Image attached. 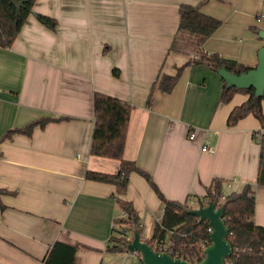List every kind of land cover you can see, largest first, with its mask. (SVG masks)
I'll return each instance as SVG.
<instances>
[{"label": "crops", "instance_id": "1", "mask_svg": "<svg viewBox=\"0 0 264 264\" xmlns=\"http://www.w3.org/2000/svg\"><path fill=\"white\" fill-rule=\"evenodd\" d=\"M199 3L36 0L13 45L0 47V139L43 117L69 118L0 142V189L7 191L0 202V264H44L56 242L77 246L74 264L141 262L136 253L107 249L114 221L123 216L118 199L133 204L144 239L164 206L136 172L124 195L113 184L86 179L87 171L120 168V161L90 153L96 92L132 106L124 160L149 173L167 199L204 198L214 179L224 181L225 195L251 184L255 222L264 226L261 146L254 139L264 130L252 115L228 126L230 112L248 95L220 103L218 69L194 60L217 55L256 67L264 0H210L202 11L222 25L201 47L179 31L180 6ZM41 15L57 28L46 27ZM179 69L173 91L160 90L157 80Z\"/></svg>", "mask_w": 264, "mask_h": 264}, {"label": "trees", "instance_id": "2", "mask_svg": "<svg viewBox=\"0 0 264 264\" xmlns=\"http://www.w3.org/2000/svg\"><path fill=\"white\" fill-rule=\"evenodd\" d=\"M23 3L20 15L16 17V9L10 0H0V47L9 48L18 38L28 17L33 11L36 0H18ZM210 0H200L197 6L182 4L179 9V31L195 36L197 47H201L222 25V21L205 14L202 7ZM40 21L48 28L55 30L57 21L48 16H39ZM196 63H205L215 70L225 67L234 74L248 72L251 67L225 60L217 55L200 54ZM114 74H117L114 71ZM181 75L179 69L176 75H162L157 80V86L165 93H171L176 87ZM224 88L220 96V103H230L235 94L248 95V99L239 106H235L229 114L228 126H235L240 120L252 115L259 120L264 130V112L262 103L264 95L255 99V90H242L228 88L222 79ZM95 125L91 142L90 153L92 156L103 157L120 161L118 173L109 174L97 171H87L86 179L90 181L113 184L120 195L126 192L129 176L136 172L143 176L164 206L161 221L153 226L152 234L145 241L152 245L169 247L173 257L188 260L193 264L200 263L203 251L210 244V228L206 222L200 223L198 218L187 213L190 198L184 203L167 199L161 192L152 176L142 170L134 161L124 160L128 127L132 114V106L114 96L96 92L93 97ZM69 120L68 117L51 118L43 117L23 128L8 130L1 141L10 139L15 134L31 136L35 128H44L49 123ZM254 139L261 146L260 168L258 183L264 185V132L261 138L254 133ZM224 181L214 179L204 198H196L198 205H206L210 201L218 205L226 204L225 222L229 229L228 240L234 252L226 260V264H264V226L255 222L256 193L251 184H247L242 191L225 195L223 192ZM7 191L0 189V202ZM118 204L124 217L114 221L112 236L108 240V250L113 253H122L126 250L127 233L132 235L133 230L140 226L139 217L129 201L118 199ZM158 249V248H157ZM77 246L56 242L51 248L44 264H74Z\"/></svg>", "mask_w": 264, "mask_h": 264}, {"label": "water", "instance_id": "3", "mask_svg": "<svg viewBox=\"0 0 264 264\" xmlns=\"http://www.w3.org/2000/svg\"><path fill=\"white\" fill-rule=\"evenodd\" d=\"M16 9V17L20 15L23 3L10 0ZM259 37L264 41V30L259 31ZM219 76L225 81L228 88L242 90H255V99L264 95V46L258 52V65L248 72L234 74L225 67L218 69ZM226 204L218 205L210 201L206 205L187 208L190 215L198 218L199 222H206L211 229L210 244L203 251V259L197 264H225L232 256L234 249L228 240L229 229L225 222ZM126 251L140 256L142 264H193L188 260L173 257L167 252H159L148 244L141 235V230L136 227L132 232V239L126 244Z\"/></svg>", "mask_w": 264, "mask_h": 264}, {"label": "built area", "instance_id": "4", "mask_svg": "<svg viewBox=\"0 0 264 264\" xmlns=\"http://www.w3.org/2000/svg\"><path fill=\"white\" fill-rule=\"evenodd\" d=\"M198 58H199L198 55H196V56L194 57V59H198ZM262 134H263V132H260V133L258 134V137L261 138ZM195 138H196V134H195L194 132H192V133L190 134V139H191V140H194ZM202 150H203V152H207V151H210V148L204 147ZM191 203H195V204L198 205V203H197V202H194V201H192ZM206 204H207V203H206ZM124 216H125V215L123 214L122 217H124ZM140 226H142V225L140 224ZM210 232H211V229H210ZM126 234H127V241L130 242L131 239H132V235H131L130 233H127V232H126ZM153 247H154L155 250H157V251H159V252H167V253L171 254V253L169 252V247L166 246V245H159L157 242H155V243L153 244ZM157 248H158V249H157ZM139 264H142V263L140 262ZM225 264H226V263H225Z\"/></svg>", "mask_w": 264, "mask_h": 264}, {"label": "rangeland", "instance_id": "5", "mask_svg": "<svg viewBox=\"0 0 264 264\" xmlns=\"http://www.w3.org/2000/svg\"><path fill=\"white\" fill-rule=\"evenodd\" d=\"M190 204V206L192 207V208H194V207H198V205L197 204H195V203H189Z\"/></svg>", "mask_w": 264, "mask_h": 264}]
</instances>
